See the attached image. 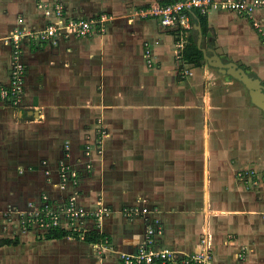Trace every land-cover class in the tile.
Masks as SVG:
<instances>
[{
    "label": "crops",
    "instance_id": "0c3cea01",
    "mask_svg": "<svg viewBox=\"0 0 264 264\" xmlns=\"http://www.w3.org/2000/svg\"><path fill=\"white\" fill-rule=\"evenodd\" d=\"M158 1L0 0V90L10 85L12 35L55 20L41 4L62 3L65 20L104 18L87 36L22 40V102L0 96V264H123L156 220L158 248L193 254L208 235L216 264H264L263 111L201 50L264 83L253 24L264 10L199 12L204 27L190 12L182 34L142 15ZM191 39L201 66L183 59ZM70 198L86 210L103 201L107 212L84 226L101 240L47 238L53 229L25 222Z\"/></svg>",
    "mask_w": 264,
    "mask_h": 264
},
{
    "label": "built area",
    "instance_id": "2783aa9c",
    "mask_svg": "<svg viewBox=\"0 0 264 264\" xmlns=\"http://www.w3.org/2000/svg\"><path fill=\"white\" fill-rule=\"evenodd\" d=\"M40 7L47 17H53L55 20L49 24L47 23L42 29L17 31L11 37L14 49L10 85L8 88H1L0 96L16 106L21 104L24 92L25 65L21 61L23 39L28 38L39 42H47L52 41L61 34L87 36L93 29L103 30L101 23L104 18L103 20H65L64 5L62 3H56L53 7L41 4ZM214 10H228L241 16H252L256 11L264 10V0H179L163 6L156 4L147 11L142 12V15L144 17H156L164 28L184 34V31L190 29V12L199 11L206 14ZM253 24L264 47V22L254 21ZM181 46H183V43H181ZM72 176L75 177V173ZM97 204V209L86 210L83 207H78L74 198H70L65 206L57 209L46 203L39 212L33 215V218L25 222L29 227H33L35 221L37 226L42 229H54L62 227V219H65L68 231L77 233L80 238L84 239L86 234L85 221L88 219L100 221L101 217L107 212L102 200H98ZM130 211L135 215L139 214L137 209ZM142 212L146 213L147 209L144 208ZM155 223L156 227H148L145 240L137 252L121 254L120 259L123 264H216L213 261L210 249V236L206 235L202 238L201 249L198 252L182 254L168 248L156 247L155 236L161 234L162 229L158 220Z\"/></svg>",
    "mask_w": 264,
    "mask_h": 264
},
{
    "label": "water",
    "instance_id": "95a60500",
    "mask_svg": "<svg viewBox=\"0 0 264 264\" xmlns=\"http://www.w3.org/2000/svg\"><path fill=\"white\" fill-rule=\"evenodd\" d=\"M201 50L209 64L218 68L221 73L243 83L249 91L251 101L264 112V83L257 76L247 72L234 61L222 59L211 47L208 49L201 48ZM208 52L211 55H208Z\"/></svg>",
    "mask_w": 264,
    "mask_h": 264
},
{
    "label": "trees",
    "instance_id": "16d2710c",
    "mask_svg": "<svg viewBox=\"0 0 264 264\" xmlns=\"http://www.w3.org/2000/svg\"><path fill=\"white\" fill-rule=\"evenodd\" d=\"M179 0H160L158 1L159 5L163 6V5H167V4H171V3H175ZM198 15L200 16V20L202 23V26L204 27L206 24V17L204 15L199 14L198 11ZM173 33H179L175 30H170ZM183 59L187 62L190 63L194 66H201L202 65V61H203V53L200 51V49L197 47L195 40L191 39L189 40L188 44L185 46L184 48V53H183ZM72 234L68 231H63L59 228H54L53 231L49 232V234H47V238H60V237H64V236H71ZM77 236V234H74V236ZM103 237L98 234L96 231H92L89 232V234H86L85 236V240L87 242H98L99 240H101ZM10 240H4L2 243H9Z\"/></svg>",
    "mask_w": 264,
    "mask_h": 264
},
{
    "label": "rangeland",
    "instance_id": "374dc122",
    "mask_svg": "<svg viewBox=\"0 0 264 264\" xmlns=\"http://www.w3.org/2000/svg\"><path fill=\"white\" fill-rule=\"evenodd\" d=\"M228 61H230V60H228ZM245 69V68H244ZM246 70V69H245ZM247 71V70H246ZM216 79L218 80V82H217V90H220L221 89V91H223V90H226V88H223L224 87V85L222 84V81H220L221 79H222V77H220L219 75H217V77H216ZM233 85V87H234V89H235V91H237L239 88L238 87H240L241 85H240V83H237V82H233L232 83ZM231 86V85H230ZM223 89V90H222ZM245 91V90H244ZM244 91H241V93L240 94H243L244 96L246 95V93H244ZM246 92V91H245ZM262 115H264V113L262 112ZM101 138L99 137V139L97 140V144H99V140H100Z\"/></svg>",
    "mask_w": 264,
    "mask_h": 264
}]
</instances>
